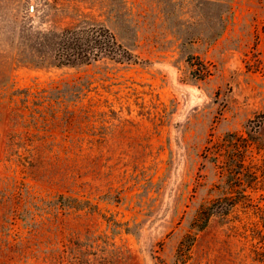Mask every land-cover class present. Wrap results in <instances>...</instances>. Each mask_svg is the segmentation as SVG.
<instances>
[{
  "label": "rangeland",
  "instance_id": "1",
  "mask_svg": "<svg viewBox=\"0 0 264 264\" xmlns=\"http://www.w3.org/2000/svg\"><path fill=\"white\" fill-rule=\"evenodd\" d=\"M0 264H264V0H0Z\"/></svg>",
  "mask_w": 264,
  "mask_h": 264
},
{
  "label": "trees",
  "instance_id": "2",
  "mask_svg": "<svg viewBox=\"0 0 264 264\" xmlns=\"http://www.w3.org/2000/svg\"><path fill=\"white\" fill-rule=\"evenodd\" d=\"M103 57L115 59L118 61L126 60L132 61L133 54L118 40L117 36L111 29L102 25H83L69 27L63 30L61 39L59 41L58 48L55 52V60L59 65H75V64H89L93 61H98ZM205 66V64H202ZM208 72V70H204ZM81 85L85 83L80 81ZM52 89V88H51ZM51 89H41L36 92H31L29 89L24 90L25 100H29L30 95L34 96L35 104H42L45 101L48 102L49 107L46 109H36L40 114L51 110L53 107L51 100L56 99L53 96ZM39 101L41 103H39ZM51 112V111H50ZM52 112L50 113V115ZM47 120V118H45ZM231 145L230 150L238 149L239 143L233 140H229ZM228 151V149H227ZM225 167V166H224ZM229 172H233L231 166L227 167ZM209 208H204L200 211L197 222L199 227L201 222L207 221L211 216ZM190 237V236H189ZM182 250L185 248V244L182 243Z\"/></svg>",
  "mask_w": 264,
  "mask_h": 264
}]
</instances>
